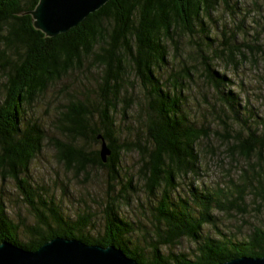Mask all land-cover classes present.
Instances as JSON below:
<instances>
[{
  "label": "trees",
  "instance_id": "16d2710c",
  "mask_svg": "<svg viewBox=\"0 0 264 264\" xmlns=\"http://www.w3.org/2000/svg\"><path fill=\"white\" fill-rule=\"evenodd\" d=\"M39 3L0 0V179L15 182L12 192L0 186V244L37 250L57 237L79 239L114 245L141 264H221L264 256V227L240 240L219 224L220 212L244 211L249 193L264 208V110L240 95L245 70L264 66L259 1L110 0L53 37L35 25L32 13ZM131 72L145 90L139 99L129 93L135 86L128 81ZM70 79L73 84L63 91L71 102L48 127L39 115L42 97ZM81 81L97 84V92L85 86L82 93H71ZM262 91L264 99V81ZM143 112L146 130L138 136L136 120L144 119ZM119 113L123 123L115 137ZM209 138L235 161L246 162L239 184L233 176L226 181L228 191L221 183L192 182L201 141L214 143ZM49 141L76 178L88 180L93 171L107 170L111 195L100 225L94 212L82 209L75 216L63 209L56 185L36 179L34 164ZM103 142L111 150L107 161ZM125 153L138 157L135 179L145 195L138 203L133 199L139 187L123 167ZM135 205L140 216L134 222L123 211Z\"/></svg>",
  "mask_w": 264,
  "mask_h": 264
},
{
  "label": "rangeland",
  "instance_id": "374dc122",
  "mask_svg": "<svg viewBox=\"0 0 264 264\" xmlns=\"http://www.w3.org/2000/svg\"><path fill=\"white\" fill-rule=\"evenodd\" d=\"M258 1L261 6L259 12H262L264 11V0ZM258 15L259 14L255 13L254 18L251 20L257 19ZM170 70L167 71V77ZM245 72V86L240 93L241 98L243 100L250 99L256 110H264L262 91L264 81V66L253 69L248 67ZM128 81L135 83V86H131V89L129 90V93L133 94L135 99H139L145 95V90L142 87V81L136 72H131L129 74ZM72 84L73 80L71 79L69 81H62L49 88L47 93L42 97V100L45 102L39 109V115L42 121L48 127L54 126L57 121L55 118H57V116L60 117L61 112H63L61 109L63 107L66 108V106L71 102L68 100L69 96L64 93L63 89L65 86H70ZM85 86H91L96 92L98 90L97 84L91 85L90 83L81 81V83L78 82L74 87H71L70 92L72 93L73 89H76L75 92L82 93ZM210 93H212L211 90ZM191 106L193 108L196 107V103H191ZM134 108L129 114L126 115L124 125L128 123L129 119L134 114ZM47 115H50V117H47ZM120 115L122 114L119 113V115H117V119H115L118 127V133H114L115 137H118L121 132L120 126L122 125L123 121L120 120L122 118ZM142 116L144 119L139 116L136 120L141 121L136 122V135L138 136H142L146 130L144 124L145 112L142 113ZM49 134L51 136L63 138L61 132H52ZM209 139H207L209 142L215 141V139ZM201 142L200 148L202 149L203 147L204 150L201 156V163L198 165V172L194 175L197 180H193L192 182L199 187L205 185L212 187L221 183L223 188L228 191V186H230L231 183L226 185V181L229 180L231 176H233L236 179V182L239 184L241 169L246 165V162L243 159L235 161L231 154L226 151L225 147H222V145L219 143L214 142L210 145V143L206 142L203 146L205 141ZM93 145L95 149H100L98 144L95 143ZM124 156L125 159L123 161V167L125 168V172L129 175V177H134V184L139 187V193L133 199V202L138 203L142 199H145V195L141 192L144 191L143 184L139 178L135 179V176L138 174L140 168L137 161L138 157L133 153H125ZM34 169H36V179H44V182H48L50 185H56L54 188V191L56 192V198H58L59 202L63 204V209L70 210L75 216L82 209L85 211L89 210L94 212V223L96 225H100L104 222L102 220V218H104L103 207L107 200H109L108 195H111V187L109 185L110 180L107 170L100 169L93 171L88 180L85 179L86 176L76 178L71 170H68L64 164L59 162L57 158V148L52 141H49L46 144L41 157H39L34 164ZM1 184L7 185L6 188L9 191H14L13 188H15V182L12 179L9 181L7 180L6 184L2 179H0V186ZM112 184L116 185V190L119 191L121 186L114 183ZM260 201L261 199L258 200L257 196L249 193L247 194L242 205L244 209L243 212L239 211L238 209L232 210L228 213H226V211L220 212L219 215L222 221L220 220L219 224L222 230L228 233L230 236H238L237 238L244 240L248 238L249 234L252 233L255 227H264V208L263 205L262 207L259 206ZM9 205L10 208L15 211L13 209L14 205L12 201L9 202ZM136 208V205L130 209L124 208L123 214L135 222L134 217L136 218L140 216V211H134ZM216 212L218 213V211ZM142 220H144V218ZM210 231L211 233H214L213 230L210 229ZM137 236L140 237L138 234ZM184 240L187 241L186 239ZM181 248L184 249V251H190V248L185 244H183Z\"/></svg>",
  "mask_w": 264,
  "mask_h": 264
},
{
  "label": "water",
  "instance_id": "95a60500",
  "mask_svg": "<svg viewBox=\"0 0 264 264\" xmlns=\"http://www.w3.org/2000/svg\"><path fill=\"white\" fill-rule=\"evenodd\" d=\"M110 0H40L33 16L35 25L48 36L67 33ZM111 150L103 142L102 156L108 160ZM0 264H141L116 246L88 244L79 239L57 237L37 250H28L12 242L0 244ZM221 264H264V256H240Z\"/></svg>",
  "mask_w": 264,
  "mask_h": 264
}]
</instances>
